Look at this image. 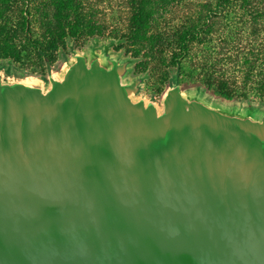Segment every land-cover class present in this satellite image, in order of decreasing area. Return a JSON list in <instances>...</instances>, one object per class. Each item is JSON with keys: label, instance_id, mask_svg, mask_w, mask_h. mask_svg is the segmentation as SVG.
I'll list each match as a JSON object with an SVG mask.
<instances>
[{"label": "water", "instance_id": "water-1", "mask_svg": "<svg viewBox=\"0 0 264 264\" xmlns=\"http://www.w3.org/2000/svg\"><path fill=\"white\" fill-rule=\"evenodd\" d=\"M115 45L0 69V264H264V111L156 103Z\"/></svg>", "mask_w": 264, "mask_h": 264}, {"label": "trees", "instance_id": "trees-1", "mask_svg": "<svg viewBox=\"0 0 264 264\" xmlns=\"http://www.w3.org/2000/svg\"><path fill=\"white\" fill-rule=\"evenodd\" d=\"M15 2L0 0L1 9ZM51 5L61 18L57 32L73 50L77 40L84 45L115 40V50L127 56L167 59L181 86H204L225 101L264 100V0H208L194 11L178 0H51ZM102 5L116 20L97 22ZM1 21L0 29L8 24ZM27 33L38 55L46 56ZM189 58L201 71L187 80L182 63Z\"/></svg>", "mask_w": 264, "mask_h": 264}, {"label": "rangeland", "instance_id": "rangeland-1", "mask_svg": "<svg viewBox=\"0 0 264 264\" xmlns=\"http://www.w3.org/2000/svg\"><path fill=\"white\" fill-rule=\"evenodd\" d=\"M16 1L13 6L5 9H1L0 5V20L8 23L6 27L0 29V69L5 75L15 78L47 79L50 73H57L62 69L65 61L71 58L73 51L71 45H66L65 39L61 38L60 31L57 32V25L61 22V18L56 8L51 5V0ZM178 1L181 5H191L188 7L191 11L195 10L197 4L208 2V0ZM100 7L102 11L97 16V22L116 20V17L107 11L105 5ZM179 13H183L182 10ZM27 30L30 32L32 41L41 45V49L46 52V56L43 53L38 55V50L28 41ZM104 42L107 41L95 40L88 45H84L83 40H77L73 47L75 50L85 51L93 43ZM113 53H122L127 56L124 49L116 51L113 48ZM139 58L141 61L134 66L131 78L147 75V79L144 80L142 85L141 96L160 103L163 94L171 86L170 78L176 73V68H173L169 61L164 58L162 60L152 57L147 62H144L145 59ZM46 59L49 60L46 61ZM199 66L196 59H186L182 63V77L187 80L192 78L193 75L200 77L201 68ZM181 87L183 90L201 88L209 96L227 104L257 107L264 111V100L254 96L236 97L232 101H225L214 96L204 86Z\"/></svg>", "mask_w": 264, "mask_h": 264}]
</instances>
